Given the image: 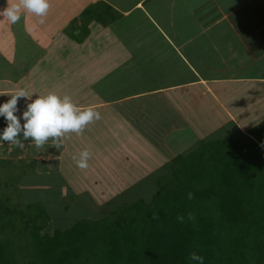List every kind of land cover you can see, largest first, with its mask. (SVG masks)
Masks as SVG:
<instances>
[{
    "label": "crops",
    "instance_id": "0c3cea01",
    "mask_svg": "<svg viewBox=\"0 0 264 264\" xmlns=\"http://www.w3.org/2000/svg\"><path fill=\"white\" fill-rule=\"evenodd\" d=\"M6 4L7 0H0V10ZM68 5H78L79 9L66 14ZM50 7L56 8L55 15L62 18L57 31L51 30L52 23L40 24L30 19V30L22 38L28 48L38 50L34 54H47L45 59L11 61L13 53L8 56L3 51V39L7 36H1L0 31V93H11L19 87L42 94L66 90L69 86L63 82L65 78L45 85L46 77L54 74L37 71L36 67L48 62L59 47L72 46L76 51H71L75 52L71 59L65 52L61 61L67 69L62 75H69L68 69L72 68L77 70L72 76L79 81L81 71L89 75L87 84L92 100L76 103L81 107L97 109L151 95L163 107L178 104L180 108L192 105L199 110L205 108L207 118L204 123L199 121L205 124V130L197 139L215 134H248L253 125L246 122V116L264 108V0H50ZM98 23L105 31L100 34L103 40L94 31ZM40 25L42 28L37 30ZM69 26L84 32L78 38L75 36L77 42L71 36L75 31L71 34ZM106 26L113 33L107 32ZM1 27H6L7 38L20 39L15 24L0 19ZM132 85L137 89L130 92L128 87ZM117 89L121 94L99 96L100 92ZM8 98L0 95V103ZM18 106L25 107V101L21 99ZM179 114V124L190 125L193 134H200L196 133L195 124H199L196 114ZM5 126L6 121L0 116V132ZM9 148L6 142L0 143V152L5 154L0 156L2 168L14 167L22 161L28 175L58 173L50 158L48 166L44 162L45 171H40L28 164L31 161L27 158H21L17 148L11 151ZM44 148L45 153H55L59 159L65 150V140L59 150L47 144ZM23 186L31 188L34 184ZM33 189L36 191L37 186Z\"/></svg>",
    "mask_w": 264,
    "mask_h": 264
},
{
    "label": "trees",
    "instance_id": "16d2710c",
    "mask_svg": "<svg viewBox=\"0 0 264 264\" xmlns=\"http://www.w3.org/2000/svg\"><path fill=\"white\" fill-rule=\"evenodd\" d=\"M247 132L202 138L159 165L155 170L165 173L149 200L71 226L55 221L51 232L43 207L18 198L26 187L21 174L14 183L4 180L0 264H200L188 258L193 251L203 264H264V119ZM9 187L17 201L6 195Z\"/></svg>",
    "mask_w": 264,
    "mask_h": 264
},
{
    "label": "rangeland",
    "instance_id": "374dc122",
    "mask_svg": "<svg viewBox=\"0 0 264 264\" xmlns=\"http://www.w3.org/2000/svg\"><path fill=\"white\" fill-rule=\"evenodd\" d=\"M55 9L53 10L50 7L43 23H52L51 30L53 31H57L56 29L59 28L62 22V18L55 15V12H58ZM77 9H79L78 5H68L66 14L75 13ZM76 18L79 19L80 16ZM30 19L39 21L40 18L27 14L22 16L21 20L15 24L16 30L19 32L17 33L20 38L18 41L7 38L6 27L4 29L1 27L0 29V31H3L1 36H7L3 39V51L8 53V56L13 53L11 61L16 59L19 62L22 60L27 62L29 60L35 61L37 57H41V60L47 57V54L43 55L40 52L39 54H34V50L31 47H27L28 43L24 44L23 42L22 38L27 34L25 31L27 29L30 30L28 23ZM73 25L74 23H71V26ZM100 27H102L100 23L96 24L94 31L100 40H103L100 34L105 31L101 30ZM106 27L107 32L113 33L112 28ZM41 28V25L36 27L37 30ZM87 29L85 28V30ZM37 30L35 35L38 34ZM74 31L75 35L71 36H73L74 42H77L75 36L78 38L84 32L70 28L71 34ZM0 41L2 40L0 39ZM60 44L61 42H59ZM80 46H83V44ZM94 46L97 47L98 45L94 44ZM62 47L56 49L55 54L52 55L48 62L38 63L37 71L52 72L54 74L46 77L45 85L50 84L49 81L59 82L60 79L65 78L63 82L69 86L66 90L59 91L56 90L57 86L53 87V90H56L60 95H70L77 104L90 102L92 96L88 90L87 78L89 75L86 72L83 75L81 71L82 81L72 76L77 72L73 68L71 70L68 69L69 75H62V72L67 70L64 69V65L61 63L63 57H65V52L67 57L71 59L72 54L75 53L71 51H76L75 47L72 46L64 49ZM37 51L36 49L34 52ZM115 62H118V60H115ZM69 66H71L70 62ZM91 84L95 85V82ZM136 87L132 85L128 87V90L130 92L134 91V89H137ZM119 91L117 89L100 92L99 96L102 98V95H111L113 92L114 95H116L115 93L121 94ZM175 105L177 106L163 107L159 100L150 95L112 106H100L97 110L101 114V119L87 125L81 135L68 134L64 139L65 150L59 159L56 158L55 153H45V148L37 151L27 141L25 144L28 143L29 145L26 144L23 149L17 147L20 157L31 161L28 164H32V167L37 170L45 171V163L48 166L49 162L47 160L50 158L52 167L56 164L57 174L55 172L50 175H28L25 173V176L22 172L26 165L22 161H18L19 163L17 162L14 167L10 168H2L0 165V185L2 186L4 180H7L8 183L16 182L17 180L15 179L21 174L18 180L21 185L22 183H33L34 186H37L36 191H32L34 186L30 190L24 187L18 194V198L22 202L34 199V201H37L36 203L43 207L50 217L49 224L46 222L45 226V228L49 226L48 229L44 228L48 232L52 231V224L55 221L59 225L71 226V223L77 219L102 217L122 203H130L138 198L149 200L152 193L158 190L157 186H155L157 176L165 173L161 169L159 171L155 169L159 168L162 163L170 162L178 154L190 150L200 140L197 138H200L201 133L205 130L203 127L205 124L199 122L204 123V119L207 118L208 114L205 108L199 110L194 105L181 108L178 107V104ZM23 109L24 106H21V112ZM184 112L196 114V120L199 119V124H195L196 133L199 132L200 134H193L191 129L194 128L190 125L179 124L181 121L179 113L183 114ZM200 112L204 113L200 114ZM19 114L17 113V115ZM157 117L158 122L156 120ZM246 118V122H250L251 126L256 125L264 119V108L259 109V112L247 115ZM179 125L183 126L178 129ZM221 135L227 134H215L214 137ZM207 138L209 137H204L205 140ZM85 149L91 153V157L88 161V168L82 170L77 167L73 156L78 158L79 152ZM2 154L0 152V156L5 155ZM34 157L36 159L32 161ZM27 166L28 168L30 167V165ZM161 168L163 169L164 167L161 166ZM45 183L48 184L43 186ZM6 195L10 196L12 201H17L18 199L12 187L8 188ZM9 204L11 206L15 205L12 202ZM17 204L22 207L20 202Z\"/></svg>",
    "mask_w": 264,
    "mask_h": 264
},
{
    "label": "clouds",
    "instance_id": "9594fccd",
    "mask_svg": "<svg viewBox=\"0 0 264 264\" xmlns=\"http://www.w3.org/2000/svg\"><path fill=\"white\" fill-rule=\"evenodd\" d=\"M49 9L50 0H7L6 7L0 10V19L16 24L22 16L32 14L39 17V23L43 24ZM0 95L9 97L0 103V116L6 121V126L0 132V143L10 145L9 151L17 147L23 149L26 141H30L37 151L42 150L46 144L59 150L68 134L81 135L87 125L101 119V114L95 107H81L70 95H60L56 91L50 90L42 94L19 87L11 93ZM21 99L25 101L22 112L18 106ZM90 157L91 153L85 149L79 152L78 158L73 156V160L83 170L88 168ZM187 198L194 199V194L188 192ZM157 217L158 214L154 213L152 218ZM188 218L194 219L191 212L188 213ZM177 219L183 222L184 217L178 216ZM188 258L203 264V256L195 251Z\"/></svg>",
    "mask_w": 264,
    "mask_h": 264
}]
</instances>
